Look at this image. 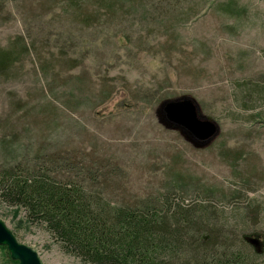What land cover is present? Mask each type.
Masks as SVG:
<instances>
[{"label": "rangeland", "instance_id": "rangeland-1", "mask_svg": "<svg viewBox=\"0 0 264 264\" xmlns=\"http://www.w3.org/2000/svg\"><path fill=\"white\" fill-rule=\"evenodd\" d=\"M0 54V176L264 230V0H0ZM184 97L219 130L206 147L158 117ZM0 220L43 264H85L1 196Z\"/></svg>", "mask_w": 264, "mask_h": 264}, {"label": "trees", "instance_id": "trees-1", "mask_svg": "<svg viewBox=\"0 0 264 264\" xmlns=\"http://www.w3.org/2000/svg\"><path fill=\"white\" fill-rule=\"evenodd\" d=\"M9 61L0 54V67ZM0 196L22 207L29 221L43 225L85 264H264V230L237 236L227 224L213 223L216 212L206 207H114L101 195L40 171L1 175ZM253 236L259 247L250 243ZM0 250L18 264L6 248Z\"/></svg>", "mask_w": 264, "mask_h": 264}, {"label": "water", "instance_id": "water-1", "mask_svg": "<svg viewBox=\"0 0 264 264\" xmlns=\"http://www.w3.org/2000/svg\"><path fill=\"white\" fill-rule=\"evenodd\" d=\"M198 105L191 97L166 101L158 109V117L162 124L172 130H178L196 147H206L219 132L213 122L199 117ZM250 243L259 247L258 239H250ZM0 247L7 249L10 259L18 264H43L36 251L20 243L15 235L0 220Z\"/></svg>", "mask_w": 264, "mask_h": 264}]
</instances>
